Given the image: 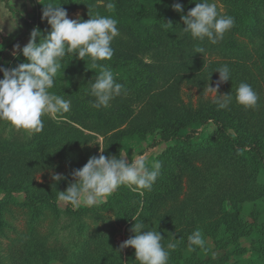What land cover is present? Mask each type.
<instances>
[{
	"label": "rangeland",
	"instance_id": "obj_1",
	"mask_svg": "<svg viewBox=\"0 0 264 264\" xmlns=\"http://www.w3.org/2000/svg\"><path fill=\"white\" fill-rule=\"evenodd\" d=\"M22 1L27 8L25 4H23L24 6L18 4H22ZM124 1L128 3L126 8L131 12V16L139 13L141 7L146 5L168 4L169 11L162 15L163 21L156 24L151 20L152 27L166 25L167 22L174 23L179 14H187L191 9L188 8V5H182L179 0ZM49 2L60 3V7L67 11L70 19H76L79 16L81 20H87L89 16L96 13L109 16V10L104 6L106 0H0V15L5 17L4 33L0 34V47L18 40L28 31L21 17L18 14H13L6 3L17 10L25 9L24 13L35 21L34 28L46 34L50 26L46 19H42V12L43 5ZM176 2L183 6L182 13H177L172 9V4ZM210 2L216 3L220 15H227L226 7L220 0H210ZM113 18L117 19V27L120 32V35L115 37L111 44L114 54L111 60L97 63L107 65L113 71L117 82L122 83L127 89V94L114 98L108 108H94L92 104L95 98L90 95V83L95 80L100 71L98 67H93L90 57L86 56L84 60H80L74 54H67L61 62L65 68L63 72L61 70V73H58L50 91L71 100L70 112L63 114L58 119H52L47 114L42 116L44 129L39 133L17 129L9 122L0 120V163L2 162L3 165L0 167V177H10V180L0 178V198L7 194L11 195L7 199L12 200L14 202H11L12 204H16L17 200L23 198L24 188L36 194L45 192L47 187L52 185L60 191L62 186L66 187L73 180L70 181L66 178L54 182L51 179L52 175L63 174L69 160L81 161L84 156L90 153V148L97 149V156L101 154L99 148L104 150L102 154L105 156L119 157V155L127 153L126 159L129 161L134 160L138 154H147V163L151 167L155 162V157L167 150L174 140L160 139L157 141L156 139L159 137L157 130H145V135L141 138L137 135L124 136L123 138L121 136L136 131L142 122L151 119L153 115L150 114V110L153 111L151 109L152 95L169 85L172 86L173 94L165 96L161 102L168 103L178 98L186 108H192L191 113L198 119L185 130L190 131L191 140L194 143L201 141L203 137H206L205 135H210L209 132L214 129V124L209 123L210 120L207 118L203 119L204 116L200 112L209 108L210 101L215 98L216 93L209 92L207 84L214 86L219 74L216 72L214 78L211 76L209 78L210 72L202 73V70L206 69L204 63L206 60H223L220 55L221 45L225 37H229V31L216 44H212L208 40L201 44L202 41L194 39L190 33L171 28L166 30L167 33H162L161 36L157 35L155 41L143 42L140 46L137 37L132 32L134 23L132 24L125 17L113 16ZM11 26L15 28L10 31ZM239 32L234 31L232 37L241 47L252 49L253 42L247 41V34ZM184 41H187L186 44H183ZM27 42L28 39H22L17 44L23 47ZM197 46L204 48V52L196 53ZM12 51L13 47L6 52L7 68L26 62L22 54L14 57ZM227 53L230 55V51ZM185 56L197 58V61L188 64L186 68L184 66L172 68V63L184 61L180 58L187 59ZM252 59L258 65L261 63L260 58L255 57L254 53ZM167 66L171 67L167 68ZM250 66L252 70H257L256 66ZM121 67L134 72L133 77L127 79L122 76ZM260 84L264 91V82ZM231 92L229 81L222 83L218 89V94ZM232 97H234L233 94ZM140 109H144L145 114L141 117V121L132 128L130 117ZM165 110L170 114L169 108ZM234 122L237 123L235 120ZM113 126L115 128L111 129L110 127ZM239 126L240 124H236V127ZM201 143L202 141L195 146ZM189 158L190 163L198 165L201 169L208 168L204 157L199 156L198 153L191 154ZM205 158L208 160L210 157L207 155ZM210 159L217 162L212 157ZM163 164H169L170 168L174 170L178 161L171 159V155H169ZM18 171H21V176L24 177L22 182L19 175H12ZM168 184L172 185L171 188L176 194L175 200L188 198L191 185L186 175L177 174L176 178L169 181ZM165 186L168 187L167 184ZM152 189L160 193L164 192L163 185L161 186L157 182ZM256 194V196L245 195L236 201L230 198L223 201L225 210L233 209L241 221L231 220L226 226L218 225L216 227L209 222L206 224L207 230H204L203 226H197V221L192 219L194 223L192 228L186 231L187 239L180 243V250L178 249L175 253L170 252L168 264H264V240L261 243V239L253 236L249 238L250 235L255 237L263 235L264 239V193L256 192ZM112 195L115 196L109 201V208L105 209L100 217L110 218V222L116 227L111 238L116 244L121 245L128 238L131 228L127 227L128 220H121L119 218L121 216L115 213L117 209L126 208L128 216L133 213L128 218L130 221L135 223L139 220L145 223L146 220L143 219L145 210L139 211L144 192L141 195L140 191H132L127 186H121L99 203L107 201ZM146 200L144 205L146 202H150L149 199ZM171 202L170 197L165 196L158 203V209L153 207V211L158 213L160 210H167ZM59 206L64 209L65 202L59 201ZM112 207L114 208L113 212L110 209ZM11 208L14 214L10 215V212H7V217H3L5 224L0 223V263L6 260L8 253L6 238L14 235L6 223L17 228L23 227L24 213L18 210L16 205H11ZM195 217L198 218L197 215ZM87 222L103 226V221L100 218L88 219ZM196 229L202 231L205 245L204 247L194 246L195 250L189 251L188 236ZM243 233H247V236H242ZM13 249L14 255L9 259L13 264H42L43 248L37 241L21 238L17 240ZM59 263L56 260L50 262V264Z\"/></svg>",
	"mask_w": 264,
	"mask_h": 264
},
{
	"label": "trees",
	"instance_id": "obj_2",
	"mask_svg": "<svg viewBox=\"0 0 264 264\" xmlns=\"http://www.w3.org/2000/svg\"><path fill=\"white\" fill-rule=\"evenodd\" d=\"M198 1L179 0L182 5H188V8L195 7V3ZM220 1L225 5L227 15L233 17L235 23L229 30V37H225L222 41L220 55L223 60H206L204 62L206 69L202 70V73L210 72L211 78H214L217 73L213 71L218 67L227 65L231 71L229 86L232 88L231 94L234 97L232 103L226 109L217 110V106L210 101V107L200 112L204 116L203 119L207 118L214 124V129L209 132L210 135H205L206 137L201 140L202 143L195 146L201 141L194 143L191 140L190 131L185 130L198 119L191 113L192 108H186L178 98L168 103L161 102L165 96L173 94L172 86L169 85L159 89L152 95L151 109L153 111L150 110V114L153 115L151 119L142 122V125L137 127L139 129L136 131L121 136L123 138L124 136L137 135L141 138L146 131L157 130L159 134L157 141L160 139L174 140L167 150L155 157V161L158 160L162 164L161 174L156 182L161 186L163 185L164 192L160 193L153 189L144 191V198L140 201L142 205L139 208V211L143 209L146 211H144L143 219L146 220L145 224L149 228H155L157 225V231L164 237L162 244L165 247L169 242H177V248L169 250L171 253L178 251L180 243L187 239L186 231L192 228L194 223L192 219L197 221V226H203L204 230H207L206 224L209 222L216 227L218 225L226 226L231 220L241 221L233 209L225 210L223 201L228 198L236 201L242 199L245 195L256 196V192H259V194L264 193V91L260 84L264 82V0ZM115 3L116 8L114 11H109V16L125 17L132 24L134 23L132 32L137 37L140 46L143 42L155 41L157 35L161 36L162 33H167V29L183 30L184 25L180 19L181 14L177 16L174 23L170 22L172 25L167 24L168 22L166 25L161 26L152 27L150 25L151 20L156 24L163 21L162 15L169 11L168 4L146 5L141 7L139 13L131 16V12L126 8L128 4L126 1L115 0ZM6 6L13 14H18L28 28V31L21 38L0 47V66L7 68L6 52L22 39H29L30 32L36 24L32 17L25 15L22 11L7 3ZM234 31L247 34V41L253 42L252 49L241 47L237 40L232 37ZM206 41L207 39L204 42L202 41L201 44ZM186 42L184 41L183 44H186ZM227 51H230V55ZM253 53L255 57L260 58L261 63L259 65L253 62ZM186 58H180L184 61L172 63V68L182 66L186 68L188 64L197 61V58L189 56ZM249 63L256 66L257 70H252ZM97 67L101 71V68ZM170 67L167 66V68ZM121 70L123 72L122 76L127 79L134 75V72L129 71V69L121 67ZM0 78H2V73H0ZM241 82H250L249 84L258 94L259 100L256 107L246 109L236 102L235 93ZM167 108H169L170 114L165 110ZM144 114V109H140L131 115L132 128L141 121ZM236 124H240L241 127H236ZM110 128H115V126ZM96 150L90 148V153L84 156L81 161L73 162L69 160L63 173L67 180L72 181L71 172L74 169L81 168L91 156L97 155ZM194 153L204 157L208 168L203 170L198 165L190 163L189 156ZM169 155H171V159L178 161V165L174 170L170 168L169 164H163ZM207 155L217 162L211 161L210 158H208L209 161L206 160L205 156ZM2 166L1 162L0 167ZM177 174L186 175L191 185L188 198L182 200H175L176 194L171 188L172 183L168 184L169 181L176 178ZM12 175H19L21 182L24 179L21 176V171L14 172ZM0 178L10 180V177ZM67 186H62L60 191L66 190ZM23 191V198L17 200L16 204H12L13 201L7 199L11 195L7 194L0 198L1 224H5L3 217H7V212H10V215L14 214L11 205H16L17 209L24 213L23 227L17 228L10 223H6L14 235L6 238L8 253L6 260L0 264H13L9 259L14 255L13 247L15 243L21 238L33 239L42 246V264H50L51 261L55 260L59 261V264H138V261L135 260L133 248L120 249V244H116L111 238L116 227L110 222V218L100 217L101 213L109 208V201L115 195L93 207L84 205L74 207L65 203V207L62 209L57 199L59 189L54 188L52 185L48 186L43 193L34 194L25 188ZM165 196H169L172 200L169 209L160 210L156 213L155 210L153 211V207H156L157 210L158 203ZM146 199H149L150 202H146L144 205ZM110 209H112V212L114 211L113 207ZM115 214L121 216L119 217L121 220H128L127 227L132 228L134 222L128 218L133 213L128 216L126 208H120L117 209ZM96 218L102 219L103 226L87 222L88 219L94 220ZM6 222L8 221L6 220ZM143 231H146V229H142ZM246 234L243 233L242 236H247ZM132 235L133 233L130 231L128 238ZM252 236L261 239V243L264 240L263 235L258 237L250 235L249 238ZM173 237L176 239L175 241H173Z\"/></svg>",
	"mask_w": 264,
	"mask_h": 264
},
{
	"label": "clouds",
	"instance_id": "obj_3",
	"mask_svg": "<svg viewBox=\"0 0 264 264\" xmlns=\"http://www.w3.org/2000/svg\"><path fill=\"white\" fill-rule=\"evenodd\" d=\"M104 6L114 11L115 0H106ZM171 7L177 13L183 12V6L178 2ZM42 19H46L50 26L46 34L34 28L23 47L19 44L13 46L12 55L22 54L26 62L12 68L0 66V120L9 122L17 129L36 133L44 129L42 116L45 114L58 119L71 111V100L50 91L58 73L63 72L65 66L61 62L69 53L80 60L90 57L93 67L101 68L90 83V95L95 98L92 104L94 108H108L114 98L127 94V89L117 82L113 71L107 65L97 63L111 60L114 54L111 44L120 35L117 19L99 13L89 16L87 20H81L79 16L70 19L60 3L55 2L43 5ZM180 19L185 33H190L199 41L207 39L212 44L222 40L235 23L233 17L220 15L216 3L210 0H199ZM4 20L5 17L0 15V34L4 33ZM167 24L172 25L170 22ZM14 28L11 26L10 31ZM195 52L203 53L204 48L197 46ZM213 72L219 76L214 86L207 84L208 91L216 93L212 103L217 110L226 109L232 103V94H218V89L222 83L230 81L231 71L227 65H223ZM235 100L246 109L254 108L259 96L250 84L241 82L236 89ZM99 151L101 154L91 156L81 168L71 172L73 182L68 184L66 190L57 191L59 201L74 207L81 204L92 207L121 186L140 191L143 195L144 191L152 190L161 174V162L157 160L149 167L147 154H138L129 161L126 159L127 153L117 157L103 155L104 150L100 148ZM51 179L59 182L66 177L54 174ZM142 229L146 231L142 232ZM131 232L133 235L120 245V249L133 248L138 264H168L169 250H175L178 246L177 242H169L165 247L162 244L164 237L157 231V225L149 228L138 220ZM188 243L189 251H194V246L204 247L202 231L194 230L188 236Z\"/></svg>",
	"mask_w": 264,
	"mask_h": 264
},
{
	"label": "crops",
	"instance_id": "obj_4",
	"mask_svg": "<svg viewBox=\"0 0 264 264\" xmlns=\"http://www.w3.org/2000/svg\"><path fill=\"white\" fill-rule=\"evenodd\" d=\"M20 6H24L23 4H25L23 1H22V4L21 3H18ZM25 7H26V4H25ZM24 7V8H25ZM22 8V7H21ZM27 8V7H26ZM23 10H25V9H23ZM22 9H20V11H22L23 13H24V11H23ZM25 14V13H24ZM26 15V14H25ZM22 19V18H21Z\"/></svg>",
	"mask_w": 264,
	"mask_h": 264
}]
</instances>
